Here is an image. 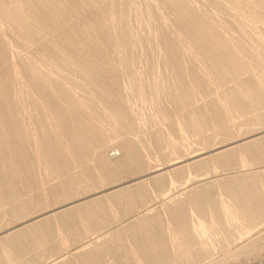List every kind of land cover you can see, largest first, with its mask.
I'll return each mask as SVG.
<instances>
[{"label":"rangeland","instance_id":"374dc122","mask_svg":"<svg viewBox=\"0 0 264 264\" xmlns=\"http://www.w3.org/2000/svg\"><path fill=\"white\" fill-rule=\"evenodd\" d=\"M263 195L264 0H0V264L253 263Z\"/></svg>","mask_w":264,"mask_h":264},{"label":"bare ground","instance_id":"6f19581e","mask_svg":"<svg viewBox=\"0 0 264 264\" xmlns=\"http://www.w3.org/2000/svg\"><path fill=\"white\" fill-rule=\"evenodd\" d=\"M245 155V154H244ZM225 161V160H224ZM172 175V174H171ZM191 177V176H190ZM190 179V178H189ZM6 180H7V178H6ZM160 180V179H159ZM161 184V183H160ZM175 185V184H174ZM232 187V186H231ZM132 188V187H131ZM149 188V187H148ZM177 189V188H176ZM231 189V188H230ZM229 189V190H230ZM215 190V189H214ZM232 190V189H231ZM254 190V189H253ZM255 191V190H254ZM126 192V191H125ZM223 192V191H222ZM242 192V191H241ZM247 192V191H246ZM263 192V191H262ZM134 193V192H133ZM234 193H235V191H234ZM241 194V193H240ZM243 194V193H242ZM158 195V194H157ZM228 195V194H227ZM234 195V194H233ZM251 195V194H250ZM206 196V195H205ZM264 196V195H263ZM208 197V196H207ZM224 197V196H223ZM238 197V196H237ZM243 197V196H242ZM242 197L240 196L239 198H241L242 199ZM259 197V196H258ZM257 197V198H258ZM262 197V196H261ZM261 197H259V198H261ZM226 198V197H225ZM244 198V197H243ZM256 197H255V199L257 200V202L259 201L258 199H257ZM237 199V198H236ZM246 199V198H245ZM252 199H254V197H252ZM252 199H246L247 201H249L250 200V202H252L251 200ZM261 199H263V197L261 198ZM260 199V200H261ZM188 200V199H187ZM240 200V199H239ZM264 200V199H263ZM238 201V200H237ZM240 201H242L243 202V200H240ZM239 201V202H240ZM245 201V200H244ZM254 201V200H253ZM108 202V201H107ZM224 202V201H223ZM246 202V201H245ZM256 202V201H255ZM259 202H262V200L261 201H259ZM204 203V202H203ZM244 203V202H243ZM264 203V202H263ZM263 203H262V209L259 207V205H258V203H255L254 205H253V207H255V205H256V207L258 206V210H255L253 207H252V205H249V203L248 202H246V203H244V208L242 207V209H235L236 210V212H233V213H231L232 215L230 216L231 218H229L230 220V223H233V221H235V222H239V221H245V220H247V219H249V221H252V220H254V221H256L255 219H261L260 217H262L263 218V214H264V208H263ZM109 204V203H108ZM237 204H238V202H237ZM252 204V203H251ZM260 204V203H259ZM241 204L239 203L238 204V206H240ZM261 205V204H260ZM241 206H243V205H241ZM208 207V206H207ZM236 207H237V205H236ZM125 208V207H124ZM223 208V207H222ZM228 208H229V205H228ZM231 208V207H230ZM230 208L229 209H226V211L227 210H229L230 211ZM257 209V208H256ZM261 209V210H260ZM207 210V209H206ZM222 210V209H221ZM231 210H232V208H231ZM175 213V212H174ZM179 213V212H178ZM228 214L230 213V212H227ZM83 214V213H82ZM93 214V213H92ZM79 216V215H78ZM77 216V217H78ZM198 216V215H197ZM118 217V216H117ZM175 217H177V215H175ZM197 218H199V217H197ZM227 218V217H226ZM68 219V218H67ZM98 220V219H97ZM102 220V219H101ZM59 221V220H58ZM105 221V220H104ZM197 221V220H196ZM228 221V220H227ZM249 221H246V222H248L249 223ZM42 222V221H41ZM253 222V221H252ZM64 223V222H63ZM229 222L227 223L228 225L230 224ZM254 223V222H253ZM252 223V224H253ZM91 224V223H90ZM234 224V223H233ZM210 225V224H209ZM227 225V226H228ZM243 225V224H242ZM246 225V224H245ZM200 226V225H199ZM212 226V225H211ZM188 227V226H187ZM198 227V226H197ZM210 227V226H209ZM215 227V226H214ZM194 228V227H193ZM196 228V227H195ZM230 228V227H229ZM254 228H255V226H254ZM198 229V228H197ZM202 228H200L199 230H201ZM214 229V228H213ZM95 230V229H94ZM97 230V229H96ZM238 230H240V229H238ZM86 231V230H85ZM229 231V230H228ZM87 232V231H86ZM89 232V231H88ZM91 232V231H90ZM202 232V231H201ZM200 232V233H201ZM238 232V231H237ZM236 232V233H237ZM245 232V231H244ZM249 232V231H248ZM247 232V233H248ZM132 233V232H131ZM214 233V232H213ZM219 233V232H218ZM16 234V233H15ZM26 234V233H25ZM186 235V234H185ZM197 236H198V234H197ZM239 236V235H238ZM7 237V236H6ZM8 238V237H7ZM191 238V237H190ZM207 239V238H206ZM7 240V239H6ZM52 240V239H51ZM68 240V239H67ZM72 240V239H71ZM189 240V239H188ZM200 240V239H199ZM202 240V239H201ZM37 242V241H36ZM189 242V241H188ZM192 244V243H191ZM194 244V243H193ZM196 245V244H195ZM203 245V244H202ZM14 247V246H13ZM31 247V246H30ZM42 247V246H41ZM194 247V246H193ZM200 247V246H199ZM27 248V247H26ZM6 249V248H5ZM41 249V248H40ZM34 250V249H33ZM103 250V249H102ZM35 251V250H34ZM4 252V251H3ZM201 252V251H200ZM88 256V255H87ZM92 258V257H91ZM33 259V258H32ZM19 260V259H18ZM11 262V261H10ZM19 262V261H18ZM6 264V263H5ZM16 264V263H15ZM30 264V263H29ZM64 264V263H63Z\"/></svg>","mask_w":264,"mask_h":264},{"label":"built area","instance_id":"2783aa9c","mask_svg":"<svg viewBox=\"0 0 264 264\" xmlns=\"http://www.w3.org/2000/svg\"><path fill=\"white\" fill-rule=\"evenodd\" d=\"M243 264H264V258L253 263H243Z\"/></svg>","mask_w":264,"mask_h":264}]
</instances>
